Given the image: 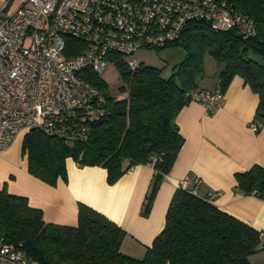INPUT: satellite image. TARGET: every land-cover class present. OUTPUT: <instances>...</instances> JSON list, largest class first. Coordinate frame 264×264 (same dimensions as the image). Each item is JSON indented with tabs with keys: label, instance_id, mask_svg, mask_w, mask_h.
I'll list each match as a JSON object with an SVG mask.
<instances>
[{
	"label": "trees",
	"instance_id": "16d2710c",
	"mask_svg": "<svg viewBox=\"0 0 264 264\" xmlns=\"http://www.w3.org/2000/svg\"><path fill=\"white\" fill-rule=\"evenodd\" d=\"M227 1L254 20V35L243 37L234 29L216 30L203 20H191L169 45L181 46L185 54L167 77L161 75L162 67L140 62L130 69L114 55L111 63L121 81L118 91L125 97L110 95L108 83L93 69L77 71L104 93L103 112L90 122L86 140L67 142L38 128L24 132L21 152L29 173L54 185L58 178L66 179L70 157L79 165L104 167L106 181L113 183L135 164H150L154 177L145 196L147 212L184 143L175 118L190 101L189 92L200 89L196 80L204 71L205 55L219 67L222 91L238 75L258 95L254 121L264 123V0ZM66 43V55L80 47L69 36ZM235 178L242 193L264 197V166L253 165ZM193 189H175L164 225L142 257L121 251L125 230L91 206L78 203L75 225L46 222L42 210L31 206L26 196L5 187L0 189V237L37 264H251L250 255L264 248V232Z\"/></svg>",
	"mask_w": 264,
	"mask_h": 264
},
{
	"label": "built area",
	"instance_id": "2783aa9c",
	"mask_svg": "<svg viewBox=\"0 0 264 264\" xmlns=\"http://www.w3.org/2000/svg\"><path fill=\"white\" fill-rule=\"evenodd\" d=\"M8 1L0 5V151L31 128L67 142L86 140L105 95L77 74L84 67L100 73L119 55L133 69L134 52L169 46L191 20L243 37L256 32L254 20L227 0H25L7 11ZM66 36L80 46L70 55ZM189 97L208 113L222 105L224 91L217 85ZM178 187L188 188V180ZM0 264L37 261L0 237Z\"/></svg>",
	"mask_w": 264,
	"mask_h": 264
},
{
	"label": "crops",
	"instance_id": "0c3cea01",
	"mask_svg": "<svg viewBox=\"0 0 264 264\" xmlns=\"http://www.w3.org/2000/svg\"><path fill=\"white\" fill-rule=\"evenodd\" d=\"M24 2L9 0L6 10L12 11ZM216 66L207 73L204 68L196 80L199 88L218 85ZM257 104L258 95L238 75L224 90L222 105L214 110L206 113L199 102L188 101L175 118L184 143L145 213V196L154 177L150 164H135L108 183L104 167L79 165L68 157L66 179L58 178L50 185L29 173L21 152L23 132L0 151V189L26 196L31 206L42 210L46 222L75 225L78 203L91 206L125 230L121 251L135 257L144 255L162 229L171 196L183 178L199 195L210 193L217 207L264 232V197L242 193L235 178L237 172L253 165L264 166V123L257 129L251 126ZM249 260L251 264H264V248L257 249Z\"/></svg>",
	"mask_w": 264,
	"mask_h": 264
},
{
	"label": "rangeland",
	"instance_id": "374dc122",
	"mask_svg": "<svg viewBox=\"0 0 264 264\" xmlns=\"http://www.w3.org/2000/svg\"><path fill=\"white\" fill-rule=\"evenodd\" d=\"M185 51L179 45H171L161 49L141 48L131 55L136 63H144L156 67H162L161 75L167 77L172 73L173 67L184 57ZM206 73L216 70V61L209 55L203 58ZM99 73V75L108 83V93L116 98L126 96L125 92L118 91L121 81L118 78V72L113 64H109ZM137 256V255H132Z\"/></svg>",
	"mask_w": 264,
	"mask_h": 264
}]
</instances>
